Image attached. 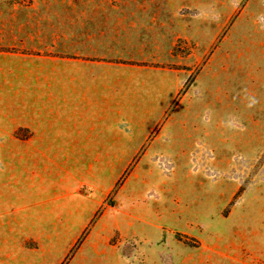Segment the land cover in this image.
Instances as JSON below:
<instances>
[{
    "label": "rangeland",
    "instance_id": "obj_1",
    "mask_svg": "<svg viewBox=\"0 0 264 264\" xmlns=\"http://www.w3.org/2000/svg\"><path fill=\"white\" fill-rule=\"evenodd\" d=\"M0 264H264V0H0Z\"/></svg>",
    "mask_w": 264,
    "mask_h": 264
},
{
    "label": "crops",
    "instance_id": "obj_2",
    "mask_svg": "<svg viewBox=\"0 0 264 264\" xmlns=\"http://www.w3.org/2000/svg\"><path fill=\"white\" fill-rule=\"evenodd\" d=\"M60 108L45 109V129L36 130L24 141L30 153H92L109 152L111 143L104 128L94 133L86 103L62 102ZM41 103L39 105V110ZM101 110V109H100ZM41 115V112H40ZM100 141L99 143H97Z\"/></svg>",
    "mask_w": 264,
    "mask_h": 264
}]
</instances>
